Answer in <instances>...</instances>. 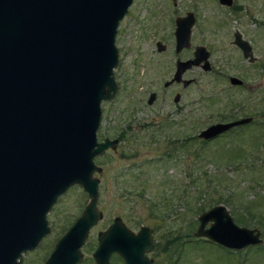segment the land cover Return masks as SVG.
<instances>
[{
    "label": "water",
    "instance_id": "obj_1",
    "mask_svg": "<svg viewBox=\"0 0 264 264\" xmlns=\"http://www.w3.org/2000/svg\"><path fill=\"white\" fill-rule=\"evenodd\" d=\"M130 3L0 0V264H20L22 254L37 246L49 232L46 213L71 186L87 202L44 264H75L89 228L101 217L95 177L101 168L94 159L114 149L117 140L97 141L96 132L100 105L116 92L114 36ZM234 37L243 57L252 60L248 42ZM250 121L210 124L196 137L208 141ZM196 220L193 236L221 248L263 243L258 229L237 225L222 204L201 211ZM119 234L152 247L147 228L133 235L115 218L98 234L96 264H107L113 250L126 264L139 263L141 253L136 259L121 248Z\"/></svg>",
    "mask_w": 264,
    "mask_h": 264
},
{
    "label": "rangeland",
    "instance_id": "obj_2",
    "mask_svg": "<svg viewBox=\"0 0 264 264\" xmlns=\"http://www.w3.org/2000/svg\"><path fill=\"white\" fill-rule=\"evenodd\" d=\"M132 2L141 5L140 2L146 0H132ZM162 2L168 3L169 0L151 1V3ZM177 2L180 4L182 1ZM198 2L201 18L204 20L206 12L211 8L209 4L215 1L198 0ZM239 2L245 5V10L237 14L240 15L239 21L242 23L241 30L244 38L252 45L255 61L253 64L248 63L236 50L231 52L228 50L227 53H230L234 66L225 65L224 69L232 75L241 73L244 82L250 84L252 88L250 94L254 93L253 100L248 99L249 94L244 87L231 90L225 88L219 92L221 85L227 84L226 80L219 81L214 75L207 73L201 76L198 83L184 90L185 111L173 116L176 120L169 119L174 122V127L158 129L159 123L155 122L157 119L152 121L149 118L153 115L157 118L163 117L165 105L160 100L153 111L146 105L145 96L149 89H158L162 78L169 76L168 66L171 58L168 55V58L155 56L151 58L152 46H148L147 41L141 46L143 54L138 59L139 65L135 73L130 75L134 79L127 81L128 88L121 89L119 91L121 94L119 93L114 99L101 103L100 123L96 132L97 141L103 138H116L118 135L122 137L115 151L108 149L94 159L95 164L101 168L95 177L98 179L97 208L102 213V219L90 232L89 244L94 242V234L97 230L105 228L113 217L118 216L132 230H136L141 225L151 229L156 228L153 232L154 242L168 250L154 256V260L159 259L162 264H168L170 260L175 259H178L176 264H237L236 261L243 256L245 262L239 264H264V256L261 253L246 251V247L230 250L203 238H195L192 234L194 242L193 240L187 242L184 236L187 232L193 233L197 226L196 219L200 212L196 209L204 207L202 210L204 211L216 204L225 206L233 221L239 226L256 229H259L258 225L261 226L255 218H248L246 211L248 208H241L240 205L245 206L256 200L258 204L261 201L264 203V139H260L256 145L248 140V135L249 137L253 135L250 131L264 135V124L236 127L237 131L231 130L228 134H220L205 141L202 150L198 148L201 140L196 137V134L206 126L228 120L227 115L232 111L230 109L225 111V107L234 105L237 107L240 104L241 109L236 113L237 116L244 111V113L249 112V115H255L258 114V109L264 107L261 104L263 101L261 98L264 97V67L258 69L256 66L257 62L264 64V24H258L259 21L264 22V0H239ZM224 15L228 19L229 26H236L235 22L229 21L230 17ZM252 17L259 21L253 22ZM128 22L133 24L131 26L135 25L131 18ZM133 30L128 29L127 23L122 37L123 44L127 47L135 45L134 36L137 31ZM218 36H221L223 41H227L229 32L223 31ZM209 37L211 35L207 34V40ZM124 67L126 71L130 70L129 65ZM256 83L259 87L253 89L252 86ZM260 119L262 121V118L258 121ZM142 124L148 126L142 127ZM165 131L182 132V137H185H183V149L159 159L157 145L162 139L152 137L155 144L148 139L151 134L156 135L157 132L165 134ZM172 140L177 142L179 139ZM233 147L239 148L238 153L241 152V156L236 160L242 162L245 158V163H241L244 169L239 164L237 170H233L235 162L216 163L211 156L213 151L220 153L218 151H230ZM131 163L133 165L128 167ZM228 164H231L230 167ZM140 189H143L144 193L138 197L136 194ZM161 196L164 197L163 203L166 201V204H161ZM223 198H230L233 205L223 203L221 201ZM217 199L221 202H217ZM86 202V195L76 185L69 187L59 196L46 215L52 225L48 235L34 251L22 256L21 264H40L54 240L72 223ZM151 204H154L153 207ZM257 207L254 209L256 214L261 213L263 211L261 206ZM235 215L244 219L247 217L248 222L244 224L236 222ZM136 222L138 224L135 225ZM182 241L184 244L178 248L179 258H175L176 244ZM262 242L264 243V238ZM262 244L251 246V249ZM85 253H89V250H84Z\"/></svg>",
    "mask_w": 264,
    "mask_h": 264
},
{
    "label": "flooded vegetation",
    "instance_id": "obj_3",
    "mask_svg": "<svg viewBox=\"0 0 264 264\" xmlns=\"http://www.w3.org/2000/svg\"><path fill=\"white\" fill-rule=\"evenodd\" d=\"M151 1L152 0H146V2H140L141 5L134 2L130 3L126 13L118 22L114 36V45L116 42L118 43L115 45L117 51V63L115 70L117 71V73L114 74L115 70H113L116 92L112 99H114L119 93L121 94V92H119L121 89L126 90L128 88V80L132 81L134 79L131 76L135 73L137 65H139L138 59L141 58L143 54L141 46L148 41V46H152L150 55L151 58L154 56L163 58L167 57V55L171 58L169 60L168 66L169 76L166 78H162L159 88L149 89L146 92L145 96L146 105L150 106L153 111L155 110L154 108L160 100H162L165 105V111H163L165 114L163 117L157 118L155 115H153L152 118H149L150 120L152 119V121L157 119L155 120V122L159 123V125H157L158 129H170L174 127V122H171L169 119L176 120V118H174L173 116L180 115L183 111H185L186 103L183 98L184 90L187 89L190 85L198 83L201 80V76L207 73L214 75L215 78L219 81L226 80L227 84L221 85V89L219 90V92L225 88L231 90L233 88L241 89L242 87H244V89L249 94L248 99L253 100L254 93L250 94L252 92V88L249 86L250 84H246L244 82L241 77V73L232 75L230 73H227L226 69H224L225 65L229 67L234 66L233 61L230 57V53H227L228 50H230V52L231 50H236L239 56L242 59H245L248 63L253 64L255 61V56H253L252 53V45L249 40L244 38L243 32L241 30L242 23L241 21H239L240 15H237L238 13H241L245 10L244 4H240L239 0H214L215 4L212 2L211 4H209L211 8L209 12H206V17L203 20L201 18L202 14L200 12V4L198 0H179L182 1L180 4H178V0H169L168 3H151ZM224 14L230 17L229 21L235 22L236 26H229L228 19ZM129 18H131L135 23L134 26H131L132 23L128 22ZM251 20H253V22L259 21L254 17H252ZM127 23L129 30L132 29V31H134L133 29H135V31H137L136 35L134 36L135 45H131V47H127L125 44H123L122 37L124 36V30L127 26ZM259 23L264 24V22L262 21H259L258 24ZM223 31L229 32V38L227 41H223L221 39V36H218V34L223 33ZM236 33L242 40L248 42L253 57L252 60H250L248 56L244 58L241 49L234 43V35ZM207 34L211 35V37H209V40H207L206 38ZM225 53H227V55H225ZM204 63L207 64V68L203 67ZM125 65L130 66L129 71H126V68L124 67ZM256 66L259 69L260 67H264V64L262 62H257ZM176 74L178 75V77H174V75ZM232 77L239 80V83H231L230 78ZM252 87L254 89L256 87H259V85L258 83H256ZM229 109L230 111H232V113L227 115L228 120L220 122L232 121L243 117H250L251 121H253L257 117L258 119L263 118L264 114V109H262L261 113L259 111L257 116L251 114L249 115V112L244 113L245 111L242 112L240 116H237L236 113L239 112V109H241L240 104L237 107H235V105L225 107V111ZM143 126L148 125L142 124V127ZM165 132V134L157 132V134L153 136H151V134L149 136L150 139L148 140L149 142L155 144L152 137L162 139V142L160 143H164V146H161L159 144L161 146L160 147L159 145H157V147L159 148V150L157 151V156L159 157V159H161L163 155L167 154V152L170 155L174 151H178V149H183L182 144L184 143L185 137H182V132ZM121 137L122 136L118 135L116 138H112L117 140L114 148L115 150L117 144L121 140ZM192 137L193 136L191 135L190 138ZM172 139L179 140L175 142ZM164 147L166 148V151L163 154L161 152V149H165ZM114 149L109 150L115 151ZM107 150L108 149H106L105 151ZM105 151L103 152V154L105 153ZM130 155L134 156V154L131 153ZM132 165L133 163L128 164V167H131ZM53 205L51 206V208L53 207ZM48 212L46 213V215L48 214ZM80 213L73 219V221L80 215ZM115 218H118L120 220V222L130 234L136 235L142 227L147 228L150 232L152 245L151 249H144L143 246H145V244L143 241H133L132 239L119 234L117 237V241L118 245L121 248L131 250L136 259L141 253L142 257L140 256L141 260L138 264H162V261H160L159 259L154 260V256L162 254L164 252H168V250L164 248V246H158V243L154 242L153 232H155L156 228L151 229L147 226L141 225L138 226L136 230H132L118 216L113 217L110 223L105 228L97 230L94 234V242L89 244V234L93 230L97 222L102 219V213L100 219L92 227L89 228L82 245L79 247L80 259L75 264H96L93 253L98 248V234L105 231V229L112 223L113 219ZM46 221L50 231V226L52 225L47 218ZM136 224H138V222H136L135 225ZM70 225L60 234L57 239L54 240V243L51 245L50 249L44 254V258L40 264L45 263L46 259L53 251L57 240L67 231ZM48 233L41 238V240L33 250L27 251L26 253L34 251L40 245L41 241L48 235ZM179 246L180 245H177V248L175 249L176 251H174L175 258H179ZM84 250H89V253L84 254ZM23 255L24 254H22V256ZM177 261L178 259L170 260L168 264H176ZM107 264L126 263L121 254L113 250L108 253Z\"/></svg>",
    "mask_w": 264,
    "mask_h": 264
},
{
    "label": "trees",
    "instance_id": "obj_4",
    "mask_svg": "<svg viewBox=\"0 0 264 264\" xmlns=\"http://www.w3.org/2000/svg\"><path fill=\"white\" fill-rule=\"evenodd\" d=\"M263 99V101H261V104L264 106V97H262L261 98V100ZM262 109H264V107L262 108ZM261 109V110H262ZM261 110H259L258 109V113H259V111H260V113H261ZM256 116L258 115V114H255ZM250 124H261V125H263L264 124V114H263V118H262V121H261V119L258 121V117L256 118V119H254L253 121H251L250 123H248V124H243V125H241V126H238V127H243V126H249ZM231 130H234V131H237V128L235 127V128H232ZM230 130V131H231ZM229 132V131H228ZM228 132H226L227 134H228ZM253 135H251L250 137H249V135H248V140H250L251 141V143H253V144H258L257 142L258 141H260V139H264V135H261V134H255V132H253V131H250ZM230 133V132H229ZM151 136H153V135H151ZM196 139V138H195ZM149 140V139H148ZM188 140H190V139H188ZM194 140V139H193ZM255 141V142H254ZM162 142V141H161ZM186 142H188L187 141V139H186ZM204 142L205 141H203V140H201V142H200V145H199V149H201L202 150V147H204ZM233 145H235L236 143H232ZM160 145L161 146H164V143H160ZM159 145V146H160ZM160 146V147H161ZM237 147H240V146H237ZM242 147V146H241ZM163 148V147H162ZM165 148V147H164ZM166 151V148L165 149H161V152L164 154V152ZM237 151H239V148H232L230 151H224V150H221V151H218V152H220V153H217V152H211V156L213 157V159L215 160V162L216 163H219V162H221V161H223L224 163H232V162H235L236 164L233 166L234 168H233V170H237V165H239V164H241V163H245V158H243V161L241 162V161H239V160H236V158L238 157V156H241V152L240 153H238ZM240 151H241V149H240ZM199 152V151H198ZM203 153V152H202ZM201 153V154H202ZM222 155V156H219V155ZM166 156H170L169 154H168V152H167V154H165ZM165 155H163L162 156V158L163 157H165ZM230 165L231 164H228V167H230ZM243 165L241 164V168H243L242 167ZM229 169H231V168H229ZM244 169V168H243ZM200 177L202 176V173L199 175ZM199 177V179L200 180H202V178H200ZM220 180V179H219ZM164 182H166L165 180H164ZM220 182H221V180H220ZM138 193L136 194L138 197L139 196H142V194L144 193V190L143 189H140L139 191H137ZM233 196H234V194H232ZM162 198H161V200H162V203L161 204H166V201L163 203V201H164V197L163 196H161ZM217 202L218 201H220L219 199H217L216 200ZM221 201L223 202V203H225V204H228V205H233V202H232V200L229 198V199H226V198H223V199H221ZM220 201V202H221ZM234 201V200H233ZM230 203H232V204H230ZM258 200H256L255 202L254 201H252L250 204H246L245 206H242V205H240V207L241 208H248V210H246L247 211V217L249 218V217H253V218H255L256 219V221H258L260 224H261V226L260 225H258V228L260 229H258L259 231H260V235H261V237L262 238H264V203H263V201H261L258 205ZM153 205L154 204H151V206L153 207ZM257 206H261V209L263 210L261 213H257L256 214V212H255V208H258ZM204 209V207L202 208V207H199L198 209H196V211L197 212H201L202 210ZM196 212V213H197ZM194 215H195V213H194ZM262 215V216H261ZM158 217V216H157ZM247 217H245V219L244 218H242V217H238V216H234V219H235V221L236 222H239V223H247L248 221H247ZM191 234H192V231H190V232H187L186 234H184V236H185V240L188 242V241H190V240H193L192 239V236H191ZM185 241V242H186ZM193 242H194V240H193ZM184 244V241H182V242H180V243H177V245H180V246H182ZM246 251H249V250H253L254 252L253 253H261L263 256H264V243L262 244V245H260L259 247H256V248H253V249H251V247H246V249H245ZM245 262V257L243 256L241 259H238L237 261H236V263L237 264H239V263H244Z\"/></svg>",
    "mask_w": 264,
    "mask_h": 264
}]
</instances>
